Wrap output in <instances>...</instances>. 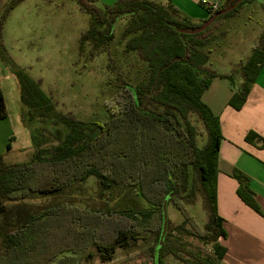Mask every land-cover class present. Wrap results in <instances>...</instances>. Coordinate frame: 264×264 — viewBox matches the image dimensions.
Returning <instances> with one entry per match:
<instances>
[{
	"label": "trees",
	"instance_id": "1",
	"mask_svg": "<svg viewBox=\"0 0 264 264\" xmlns=\"http://www.w3.org/2000/svg\"><path fill=\"white\" fill-rule=\"evenodd\" d=\"M25 0H9L0 13L3 30L12 11ZM89 15L90 24L78 41V54L94 60L108 57L116 95L106 102L103 122L79 121L59 112L38 81L18 73L21 99L33 117L59 115L67 133L50 149L39 146L24 163L0 160V264H80L94 247L110 260L119 247L151 237V264H220L226 234L217 205L220 121L202 101L215 78L235 88L229 106L239 111L264 66V30L251 54L229 73L210 70V52L227 33H216L219 21L236 17L244 0L199 34L178 30L202 25L183 17L172 4L153 0H118L104 8L97 0H73ZM210 10L214 13L232 6ZM208 17V18H209ZM207 18V19H208ZM92 20V22H91ZM0 116L6 105L0 91ZM42 119V118H41ZM49 122V120L45 119ZM50 123V122H49ZM248 143L264 139L250 132ZM94 177L98 198L117 187L137 188L149 208H100L82 203L76 184ZM238 196L260 212L249 178L235 170ZM49 198L39 205L24 201ZM201 201L207 213L203 227L187 206ZM173 205L190 225L187 235L213 245V255L190 251L175 238L167 206ZM182 229V227H181Z\"/></svg>",
	"mask_w": 264,
	"mask_h": 264
},
{
	"label": "rangeland",
	"instance_id": "2",
	"mask_svg": "<svg viewBox=\"0 0 264 264\" xmlns=\"http://www.w3.org/2000/svg\"><path fill=\"white\" fill-rule=\"evenodd\" d=\"M61 1L68 5L67 9L61 8L59 5L62 2L58 5L59 1H54L53 5L47 2L46 6L26 2L10 15L3 34V48H0V63L4 65V71L12 72L17 80L20 72L38 81L59 112L79 121L103 122L107 114L106 102L116 95V88L112 84L116 75L107 67L109 61L106 54L90 61L79 56L78 41L88 29L90 17L80 10L75 1ZM117 1L97 0V3L98 7L104 8ZM229 3L226 2L224 7ZM235 14V25L210 52V70L218 74L229 73L237 63L245 60L264 30V0L248 1ZM224 22L226 20L218 21L215 26ZM4 88L7 108L6 116H0V160L5 164L24 163L33 158L38 146L42 149L57 146L67 133V127L59 115L31 118L22 102L21 92L18 93L16 84L9 77ZM76 187L77 198L82 203L91 202L97 208L101 207L103 201L116 209L151 206L141 198L135 187H117L103 200L98 198L99 184L94 177L76 184ZM48 199L36 195L24 202L39 205ZM187 207L197 224L203 227L208 218L202 202L199 200L195 206ZM167 215L173 236L184 243L188 250L213 255L212 244L187 235L186 229L190 230V225L184 222V216L175 206H167ZM153 240L151 237H139L127 246L117 248L107 261L101 259L94 247H90L88 254L91 257L85 255L80 264H151Z\"/></svg>",
	"mask_w": 264,
	"mask_h": 264
},
{
	"label": "crops",
	"instance_id": "3",
	"mask_svg": "<svg viewBox=\"0 0 264 264\" xmlns=\"http://www.w3.org/2000/svg\"><path fill=\"white\" fill-rule=\"evenodd\" d=\"M7 1L0 0V13ZM54 1H59L58 5L62 2L59 6L63 9L68 8L61 0H25L11 14L26 2L46 6L47 2L53 5ZM153 1L172 4L183 17L194 23L204 22L210 15V10L201 4V0ZM208 1L217 3L219 7L229 2ZM10 19L11 17L7 22ZM234 21L235 17L227 20L216 33L228 34L231 26L235 25ZM4 70V65L0 63V91L7 105V93L4 88L6 80L9 77L16 84L18 93L21 92V84L12 72ZM234 92L235 88L230 81L215 78L202 95V101L219 118L222 134L218 158L217 205L219 215L223 219L221 226L226 236L221 237L218 242L226 249V253L220 264H264V148L259 142L246 141V136L250 132H255L264 139V66L247 102L239 111L229 106ZM235 170L249 178V187L254 192L260 212L252 209L238 196L239 183L233 177Z\"/></svg>",
	"mask_w": 264,
	"mask_h": 264
},
{
	"label": "water",
	"instance_id": "4",
	"mask_svg": "<svg viewBox=\"0 0 264 264\" xmlns=\"http://www.w3.org/2000/svg\"><path fill=\"white\" fill-rule=\"evenodd\" d=\"M242 1L244 0H236L235 3L226 8L225 10H221L219 12H216L214 13L212 16H210L206 21H204L202 23L201 26L197 27V28H193V29H182V30H178L180 33H183V34H191V35H194V34H199L203 31H205L207 28H209L212 23L220 16L222 15H225L227 13H229L230 11H232L234 8H236Z\"/></svg>",
	"mask_w": 264,
	"mask_h": 264
},
{
	"label": "built area",
	"instance_id": "5",
	"mask_svg": "<svg viewBox=\"0 0 264 264\" xmlns=\"http://www.w3.org/2000/svg\"><path fill=\"white\" fill-rule=\"evenodd\" d=\"M201 4L212 11L218 9L219 7L217 3L209 2L208 0H201Z\"/></svg>",
	"mask_w": 264,
	"mask_h": 264
}]
</instances>
